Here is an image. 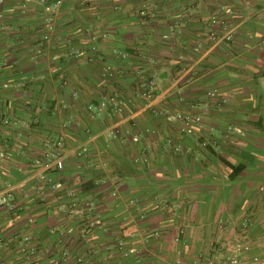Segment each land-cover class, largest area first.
I'll return each instance as SVG.
<instances>
[{
    "label": "crops",
    "instance_id": "0c3cea01",
    "mask_svg": "<svg viewBox=\"0 0 264 264\" xmlns=\"http://www.w3.org/2000/svg\"><path fill=\"white\" fill-rule=\"evenodd\" d=\"M58 1L53 15L40 0L0 2V117L15 123L0 126V194L9 187L18 207H0V264H51L62 251L64 264H208L238 242L250 250L242 264H264V0H150V20L142 0ZM210 30L233 37L214 43ZM141 74L155 87L151 108L138 101ZM109 95L122 116L91 118L87 107ZM165 108L201 122L180 133ZM58 140L87 152L46 170L42 152ZM39 172L61 188L43 187ZM73 203L93 204L85 221Z\"/></svg>",
    "mask_w": 264,
    "mask_h": 264
},
{
    "label": "built area",
    "instance_id": "2783aa9c",
    "mask_svg": "<svg viewBox=\"0 0 264 264\" xmlns=\"http://www.w3.org/2000/svg\"><path fill=\"white\" fill-rule=\"evenodd\" d=\"M40 3L48 15H53L58 11L59 1L52 2V0H40ZM143 7L150 8L149 12L146 13V16L154 17L156 13L155 7L151 5H146ZM209 24L213 26H216V25H219L222 27L226 26L224 22H221L216 18H211ZM47 25H48V28H47L48 31L45 35H43V39L46 41L48 40L49 33L53 29L52 26L50 25L49 19H48ZM207 37L214 43L227 42L232 39L233 34H232V31L230 30L223 31L221 34H216L213 30H210ZM80 54H81L80 52L74 51L72 53V57L78 58L80 57ZM120 57L122 60H128L130 58V56L125 53L121 54ZM92 59L93 58L91 57L89 61H92ZM113 74L114 73L112 72V70L107 66H104L101 69V75L105 79L111 78ZM144 84H145V88L143 89V92L138 94V98H139L138 101H139V104L142 105L143 108H151V102L155 95V87L152 82H148ZM207 97H209L210 99L216 98L215 94L212 92H208ZM211 106L214 107L213 104H211L210 107ZM210 107L203 109L202 114H205L209 110ZM87 110L91 118L94 117L95 113L98 114L99 112H105L109 110L110 114H112L113 116H116V118L119 119L122 116L123 111H124V102L121 99H119V97L117 96L109 95L107 97H104V99L101 100L96 106L89 105L87 107ZM161 114L167 123H176L178 125V130L180 133L189 132L190 129L194 125L199 124L202 119L201 113H197V114H193L191 112L173 113L169 109H166V108L161 111ZM13 124H15L14 121L9 119L7 116L0 119V126L2 128H8ZM120 131L121 130L117 124L113 125V128L111 129L112 138L117 140L120 134ZM229 131H231V134L233 135L236 134L237 132L235 129H232L231 127H229ZM166 143L168 145L171 144V140H167ZM86 152H87V148L85 147L84 144L71 146L65 149L61 140H58L52 143H47L46 148L42 152V156H43L42 166L46 170L52 169L56 172H61L64 168V160L67 157L74 156V157L80 158ZM2 157L3 155L0 153V158ZM36 178L37 180L40 181L43 187H48L51 190H58L61 188L60 182L51 181L50 179H47L44 176L42 177V174L40 172L38 173V175H36ZM65 194L69 198H73L74 196L72 191H66ZM113 196H116V192L113 193ZM130 204H133L136 206L138 205V201L136 199H132L130 200ZM71 206L72 207H70V209L68 210L69 213H72V215L76 216L77 220H80V221L86 218V215H85L86 212H91L92 209L94 208L92 203H86L84 205H81V207H77L76 204L73 203ZM0 207H6L9 211H15L18 208L17 205L13 201L12 191L10 190L9 187L0 194ZM138 218L142 220L144 219V215L140 213ZM27 222L31 223L32 219L29 218ZM88 230L89 228H86L84 230V233L87 235H89ZM178 234L180 235L182 234V232L179 231ZM179 235L176 237L177 238L176 240H178ZM13 239L14 241L17 240L18 235L16 234L13 235ZM21 243L22 244L20 246V252L25 257V260L27 262H32V261L34 262L33 254L35 252L34 249L36 248L35 246L32 249L30 247L31 244L33 245V243H35L34 239L30 235H24L21 237ZM119 247L122 248L123 243H120ZM249 252L250 250L248 246L242 245L238 242V243L233 244L230 248H228L227 255L217 254L212 261L208 262V264H242L244 262V258L249 254ZM132 253H133V250L130 249L127 251L125 256H127L128 254H132ZM67 255H68L67 251H62L60 258H53L51 259L50 262L51 264H64V261H65L64 259L65 257H67ZM77 261L81 262V259L78 258ZM34 264H38V263L34 262Z\"/></svg>",
    "mask_w": 264,
    "mask_h": 264
},
{
    "label": "trees",
    "instance_id": "16d2710c",
    "mask_svg": "<svg viewBox=\"0 0 264 264\" xmlns=\"http://www.w3.org/2000/svg\"><path fill=\"white\" fill-rule=\"evenodd\" d=\"M56 1H58V0H52V2H56ZM146 5H151V6L155 7V8H156V11H157V6H156L155 4H153V3H151L150 0H142V3H141V5H140V15H142V16H144V18H148V19L150 20V19H152L153 17H148V16H146V13L149 12V10H150V8H144V7H143V6H146ZM148 7H149V6H148ZM92 40H96V38H93ZM40 41H44L43 36L41 37ZM95 54H96V48L93 47V49H92V48H89V49H88V57H87V60H88V62H89L90 64H94V63L96 62L97 57L95 56ZM125 54H126V53H125ZM127 55H129V54H127ZM129 56H130V55H129ZM91 57H92L93 59H92V61H89V59H90ZM103 67H104V66H103ZM103 67H101V69H102ZM107 67H108V66H107ZM109 68H110V67H109ZM110 69L112 70L113 73L115 72L112 68H110ZM100 72H101V70H100ZM113 76H114V75H113ZM140 77H141V79L139 80L140 82H138V85H137V86H138V91H137L138 94H140L141 92H143V89L145 88V84H144V83H148V82H150V80L144 78L142 74L140 75ZM98 103H99V102H98ZM3 117H5V116L1 115L0 119L3 118ZM114 117H116V116H114ZM117 119H118V118H117ZM115 120H116V119H115ZM12 212H13V211H12ZM83 221H85V219H83L81 222H83Z\"/></svg>",
    "mask_w": 264,
    "mask_h": 264
}]
</instances>
